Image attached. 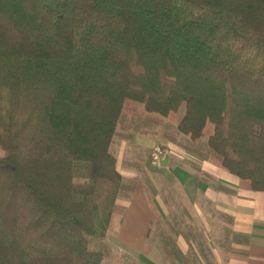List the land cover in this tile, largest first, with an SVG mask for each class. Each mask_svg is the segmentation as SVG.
Wrapping results in <instances>:
<instances>
[{"label": "trees", "instance_id": "1", "mask_svg": "<svg viewBox=\"0 0 264 264\" xmlns=\"http://www.w3.org/2000/svg\"><path fill=\"white\" fill-rule=\"evenodd\" d=\"M181 106L264 190V0H0V264H101L121 115Z\"/></svg>", "mask_w": 264, "mask_h": 264}, {"label": "crops", "instance_id": "2", "mask_svg": "<svg viewBox=\"0 0 264 264\" xmlns=\"http://www.w3.org/2000/svg\"><path fill=\"white\" fill-rule=\"evenodd\" d=\"M200 143L180 133L176 121L165 120V136L148 143L149 150L165 147L161 161L151 159L147 167L157 171L167 160L161 194L133 188L123 181V166L117 167L122 178L115 219L111 214L113 243L125 246L134 261L141 253L146 261L165 264H264V190L213 163L208 145ZM149 228L158 232L150 236ZM157 244L165 247L161 258L155 256Z\"/></svg>", "mask_w": 264, "mask_h": 264}, {"label": "rangeland", "instance_id": "3", "mask_svg": "<svg viewBox=\"0 0 264 264\" xmlns=\"http://www.w3.org/2000/svg\"><path fill=\"white\" fill-rule=\"evenodd\" d=\"M184 113V106H181L177 111L171 113L169 117H159L154 114H145L143 117L139 116H130V115H121L116 131L114 133L110 151L117 159V167L121 171H125L127 174L121 172L124 177L123 181H129L131 186L137 189H148L161 194L165 191L164 186V177H165V167L161 164V167H157V171L151 170L148 171L147 167H151L152 162V152L156 146H160L164 151L162 156H165V147L162 144H157L149 150V144L155 139H160V137L165 136V120L177 121L181 118ZM209 132V128L207 129ZM131 134V135H130ZM135 135L142 137V140L135 137ZM146 136V137H144ZM144 137V138H143ZM197 142L201 144L206 143L205 139H198ZM150 157V158H149ZM152 159V160H151ZM154 161V160H153ZM160 162V161H155ZM131 179H128L130 178ZM128 179V180H127ZM154 180V181H153ZM156 183H159L158 185ZM120 185V184H119ZM119 188V186H118ZM117 188V190H118ZM116 190V192H117ZM115 192V196H116ZM115 196L113 198L112 212L114 219L117 215L115 211ZM114 208V209H113ZM112 219L107 233H106V244L104 248V257L102 263L104 264H165V261L162 262L157 260H144L142 257L146 256L145 254L141 255L134 261V255L132 256L126 250V247L121 244H114L112 239L115 234V223L116 220ZM147 233L152 236L154 232H158L157 229H147ZM165 255V247L161 244L156 245V257H162ZM141 258V259H140Z\"/></svg>", "mask_w": 264, "mask_h": 264}, {"label": "built area", "instance_id": "4", "mask_svg": "<svg viewBox=\"0 0 264 264\" xmlns=\"http://www.w3.org/2000/svg\"><path fill=\"white\" fill-rule=\"evenodd\" d=\"M163 153L164 151L162 150V148L160 146H156L154 148V151L152 152V159L154 161H161Z\"/></svg>", "mask_w": 264, "mask_h": 264}, {"label": "water", "instance_id": "5", "mask_svg": "<svg viewBox=\"0 0 264 264\" xmlns=\"http://www.w3.org/2000/svg\"><path fill=\"white\" fill-rule=\"evenodd\" d=\"M167 162V160L163 159L162 160V164H165Z\"/></svg>", "mask_w": 264, "mask_h": 264}]
</instances>
